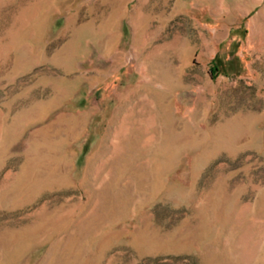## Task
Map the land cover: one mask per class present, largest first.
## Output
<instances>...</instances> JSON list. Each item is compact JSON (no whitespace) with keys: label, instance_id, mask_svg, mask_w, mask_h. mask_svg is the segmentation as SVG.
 <instances>
[{"label":"rangeland","instance_id":"rangeland-1","mask_svg":"<svg viewBox=\"0 0 264 264\" xmlns=\"http://www.w3.org/2000/svg\"><path fill=\"white\" fill-rule=\"evenodd\" d=\"M0 264H264V0H0Z\"/></svg>","mask_w":264,"mask_h":264},{"label":"trees","instance_id":"trees-1","mask_svg":"<svg viewBox=\"0 0 264 264\" xmlns=\"http://www.w3.org/2000/svg\"><path fill=\"white\" fill-rule=\"evenodd\" d=\"M220 70V64L219 63H213L211 66V71L214 75H217L218 71Z\"/></svg>","mask_w":264,"mask_h":264},{"label":"bare ground","instance_id":"bare-ground-1","mask_svg":"<svg viewBox=\"0 0 264 264\" xmlns=\"http://www.w3.org/2000/svg\"><path fill=\"white\" fill-rule=\"evenodd\" d=\"M116 117V116H115ZM115 119V118H114ZM108 134H110L111 135V140H112V144L113 145H116V142H115V140H116V138H117V135H118V133H117V131L115 130V131H109L108 132Z\"/></svg>","mask_w":264,"mask_h":264}]
</instances>
